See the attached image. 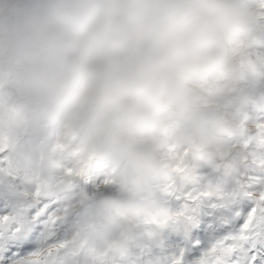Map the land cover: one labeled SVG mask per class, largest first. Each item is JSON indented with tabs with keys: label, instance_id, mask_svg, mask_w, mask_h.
<instances>
[{
	"label": "clouds",
	"instance_id": "clouds-1",
	"mask_svg": "<svg viewBox=\"0 0 264 264\" xmlns=\"http://www.w3.org/2000/svg\"><path fill=\"white\" fill-rule=\"evenodd\" d=\"M0 264H264V0H0Z\"/></svg>",
	"mask_w": 264,
	"mask_h": 264
},
{
	"label": "snow or ice",
	"instance_id": "snow-or-ice-1",
	"mask_svg": "<svg viewBox=\"0 0 264 264\" xmlns=\"http://www.w3.org/2000/svg\"><path fill=\"white\" fill-rule=\"evenodd\" d=\"M251 220H252V216L250 215L248 217V222L243 225V229H247L249 227V224L251 223ZM253 259H255V257H253Z\"/></svg>",
	"mask_w": 264,
	"mask_h": 264
}]
</instances>
